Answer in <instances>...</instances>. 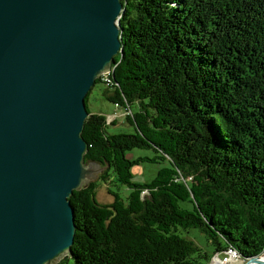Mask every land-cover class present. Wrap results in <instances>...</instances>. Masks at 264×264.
Instances as JSON below:
<instances>
[{
	"label": "trees",
	"instance_id": "trees-1",
	"mask_svg": "<svg viewBox=\"0 0 264 264\" xmlns=\"http://www.w3.org/2000/svg\"><path fill=\"white\" fill-rule=\"evenodd\" d=\"M121 1L122 52L111 84L95 85L135 132L109 133L119 120L93 112L89 92L85 163L109 167L70 198L74 244L58 264H210L229 248L260 257L264 0ZM133 149L156 157L129 160ZM157 160L168 165L153 180L133 181L135 165ZM100 181L109 204L98 201Z\"/></svg>",
	"mask_w": 264,
	"mask_h": 264
},
{
	"label": "water",
	"instance_id": "water-1",
	"mask_svg": "<svg viewBox=\"0 0 264 264\" xmlns=\"http://www.w3.org/2000/svg\"><path fill=\"white\" fill-rule=\"evenodd\" d=\"M123 12L121 0H0V264L72 254L70 198L109 167L85 163V100L122 52Z\"/></svg>",
	"mask_w": 264,
	"mask_h": 264
},
{
	"label": "rangeland",
	"instance_id": "rangeland-1",
	"mask_svg": "<svg viewBox=\"0 0 264 264\" xmlns=\"http://www.w3.org/2000/svg\"><path fill=\"white\" fill-rule=\"evenodd\" d=\"M104 92H105L104 88L99 84L93 87L89 95L90 109L96 114L104 115L107 119L110 117L109 120L111 122H114L118 118L119 123L116 126L112 125L107 128V131L109 133L111 134H118V133L133 134L135 132L134 127L127 123L125 119L126 113L123 110L117 109L113 103L108 101L106 97L104 96ZM113 115H117V117L114 118ZM140 157L155 159L156 153L153 150H140V149H133L127 152V158L129 160L134 161ZM156 162L157 163L143 162L138 165H135L132 168L133 181L137 183H145L146 181L147 182L151 181L155 178L156 174L158 173L160 169L168 165L166 163L159 162V160H157ZM104 172L105 171L97 175V179L95 180V182H98L100 180V176ZM109 183H110L109 185L111 189L119 192L123 198H126L128 196L129 190L126 187L119 185L117 182H114V178H112V176L110 178ZM107 188H108V185H105L103 182L100 181L98 183L97 190H96L97 198H98V201L102 204H109L111 200H113L112 197L108 194ZM197 241L200 244H203L204 242L202 237H198ZM245 263L246 262L244 258H242V260L238 261L235 264H245ZM210 264H212V262Z\"/></svg>",
	"mask_w": 264,
	"mask_h": 264
},
{
	"label": "built area",
	"instance_id": "built-area-1",
	"mask_svg": "<svg viewBox=\"0 0 264 264\" xmlns=\"http://www.w3.org/2000/svg\"><path fill=\"white\" fill-rule=\"evenodd\" d=\"M101 79L106 85L111 84V80H110V78H108L107 73L103 74ZM124 112L126 113V116L129 114V111L128 112L124 111ZM113 117L116 118L117 115H113ZM109 118H108V123L110 124L111 121L109 120ZM215 257H217L219 259L221 264H235L238 261L242 260V256L233 248H229L223 254V256H221V258H220V256H215Z\"/></svg>",
	"mask_w": 264,
	"mask_h": 264
},
{
	"label": "bare ground",
	"instance_id": "bare-ground-1",
	"mask_svg": "<svg viewBox=\"0 0 264 264\" xmlns=\"http://www.w3.org/2000/svg\"><path fill=\"white\" fill-rule=\"evenodd\" d=\"M112 73V71L111 72H109V73H107V75H109V74H111ZM101 79V78H100ZM264 254V253H263ZM262 254V255H263ZM260 256L261 257V260L264 262V255L263 256ZM212 264H221L220 263V261H219V259L217 258V257H215L214 259H213V261H212Z\"/></svg>",
	"mask_w": 264,
	"mask_h": 264
}]
</instances>
